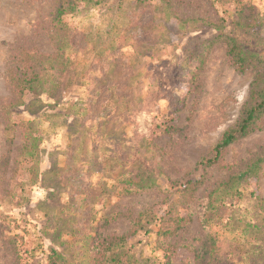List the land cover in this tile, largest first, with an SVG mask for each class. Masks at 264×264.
Masks as SVG:
<instances>
[{"label": "rangeland", "instance_id": "374dc122", "mask_svg": "<svg viewBox=\"0 0 264 264\" xmlns=\"http://www.w3.org/2000/svg\"><path fill=\"white\" fill-rule=\"evenodd\" d=\"M54 1L0 0V264H49L51 251L67 264H90L100 237L122 236L137 264H164L144 233L169 225L161 217L172 210H187L190 219L170 240L171 264H195L202 223L233 239L236 253L249 251L264 238L256 205L257 198L264 207V118L216 164L200 161L237 119L252 79L235 70L222 42L212 43L211 25L219 17L232 22L264 60V0H239L241 15L233 0L215 7L212 0H130L136 8L125 13L113 9L114 0L81 2L61 17L60 35ZM26 49L69 64L57 87L27 90L22 105L9 109L7 70ZM145 163L159 174L142 191L124 179L138 169L145 177ZM200 179L193 196L183 197Z\"/></svg>", "mask_w": 264, "mask_h": 264}, {"label": "trees", "instance_id": "16d2710c", "mask_svg": "<svg viewBox=\"0 0 264 264\" xmlns=\"http://www.w3.org/2000/svg\"><path fill=\"white\" fill-rule=\"evenodd\" d=\"M105 1L106 0H55L53 21L56 27V34L60 35L65 31V26L61 23V17L71 14L78 3L82 2L95 7ZM224 1L225 0H212V6H220L224 4ZM233 1L236 5L235 13L241 15L240 1ZM129 2L130 0H114L113 9L120 13L133 11L136 8V3L141 1L137 0L134 4H129ZM163 3H165L164 0ZM231 24L233 23H227L219 17L217 23L211 25V28L217 33L212 40V43L222 42L225 46L226 54L235 70L239 73L249 70L252 73V79L248 86L247 97L241 106L237 119L221 134L220 138L211 148L210 155L200 161V164L204 167L216 164L219 161L221 154L228 146L238 140L246 138L257 130L260 120L264 118V60L260 58L259 53L255 52V50L253 51L249 49L247 43L242 41L239 36L234 33V28ZM226 28H229L230 30L226 31ZM65 38L66 37L62 38L64 42ZM58 58L52 54L39 53L34 49L20 50L16 62L7 70L9 85L14 93L7 108L10 109L22 105V96L27 90L49 92L57 87L56 85L63 82V76L66 74L69 59L66 58L63 60L60 58L59 61L55 62L54 60ZM69 78L70 77H68V79ZM134 117V139L135 142L138 143L137 139H142V128L139 126L141 121L138 120L139 118H142V105L140 106V109L134 113ZM20 124L26 125L25 122ZM10 132L11 127L7 125L5 127V133L6 140L9 143L12 140ZM128 163L129 166L132 165V163ZM126 164L127 163H125V165ZM145 166L148 169L149 167L151 168L147 175L144 174L145 177L141 178L142 175L139 174L140 169H138L136 178L133 180L124 179L125 182L130 186L142 189V191H147L153 188L154 180L159 173L155 174L152 165L145 163ZM254 168L255 164H252L249 168L247 167L241 173L240 177ZM148 181L150 183H145ZM121 182L124 181L122 180ZM202 183L203 181L201 179L193 183H188L182 192L183 197H192L194 191H196L197 187ZM233 189L234 188H232V190ZM126 192L130 193L131 190L127 189ZM234 193L240 195L236 188L234 189ZM256 200V205L259 206L264 214V207L261 205L262 201L257 198ZM207 208L212 211L215 210L212 207L211 202L208 203ZM144 215H146V213H142V218L140 217L138 219L135 230L130 233L131 235L135 234L138 228H140V226L137 227V225L143 222ZM161 218L164 221H168L169 225H162L155 233L151 232V230H146L144 234H151L153 236L151 243L153 244L154 250H152V253H154V251H161L163 263L171 264L174 245L171 244L170 240L176 236L177 231L182 230L185 227V224L189 222L190 212L187 214L186 210L185 215H179L175 214L172 210L169 213L166 212ZM146 223H148V221ZM212 223H215L214 226L217 227L216 221H213ZM262 226L264 227V223ZM202 227L206 233V237L201 240L200 246L195 251V264H264V238L258 240L255 243V246L249 251L240 254L236 253L238 249L233 246V239L218 237L216 234L210 232L209 227L205 225L203 226V223ZM126 243L127 237L124 236L100 237L96 245L92 248L90 264H137L136 259H134ZM48 261L49 264H67L66 261L55 251L50 252Z\"/></svg>", "mask_w": 264, "mask_h": 264}]
</instances>
